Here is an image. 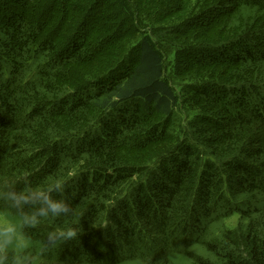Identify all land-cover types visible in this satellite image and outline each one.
I'll return each instance as SVG.
<instances>
[{
    "label": "trees",
    "instance_id": "1",
    "mask_svg": "<svg viewBox=\"0 0 264 264\" xmlns=\"http://www.w3.org/2000/svg\"><path fill=\"white\" fill-rule=\"evenodd\" d=\"M56 178L36 261L264 264V0H0V181Z\"/></svg>",
    "mask_w": 264,
    "mask_h": 264
},
{
    "label": "clouds",
    "instance_id": "2",
    "mask_svg": "<svg viewBox=\"0 0 264 264\" xmlns=\"http://www.w3.org/2000/svg\"><path fill=\"white\" fill-rule=\"evenodd\" d=\"M64 193L60 178L44 186L27 180L0 181V264H34L38 258L29 249L36 238L35 230L45 218L68 223L49 230L41 239V257L78 237L80 226L71 223L77 211Z\"/></svg>",
    "mask_w": 264,
    "mask_h": 264
},
{
    "label": "rangeland",
    "instance_id": "3",
    "mask_svg": "<svg viewBox=\"0 0 264 264\" xmlns=\"http://www.w3.org/2000/svg\"><path fill=\"white\" fill-rule=\"evenodd\" d=\"M99 9H100V7H98V10ZM174 65H175V63H174L173 56L168 57L167 61H166L168 75H170L171 72L173 71ZM238 219H239V217L236 214L233 215L232 217H229V218L225 219V221H224L225 227L229 228V229L235 228L237 223H238ZM194 252L203 254V251L200 248H196L194 250ZM171 258L173 259L175 264H191L190 261H189V258H187V256L183 255V254L172 255ZM34 264H58V263H50V262H47V261L38 260V261H35ZM118 264H143V263H142V260H129V261H124V262H121V263H118Z\"/></svg>",
    "mask_w": 264,
    "mask_h": 264
}]
</instances>
